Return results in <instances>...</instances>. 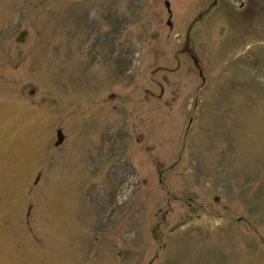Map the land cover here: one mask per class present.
I'll use <instances>...</instances> for the list:
<instances>
[{"label": "rangeland", "instance_id": "374dc122", "mask_svg": "<svg viewBox=\"0 0 264 264\" xmlns=\"http://www.w3.org/2000/svg\"><path fill=\"white\" fill-rule=\"evenodd\" d=\"M167 1L0 0V264H264V0Z\"/></svg>", "mask_w": 264, "mask_h": 264}, {"label": "water", "instance_id": "95a60500", "mask_svg": "<svg viewBox=\"0 0 264 264\" xmlns=\"http://www.w3.org/2000/svg\"><path fill=\"white\" fill-rule=\"evenodd\" d=\"M164 5H165V7H166V10H167V12H168V15H170V9H169L168 1H167V0H164ZM166 23H168V24L170 23V21H169L168 18L166 19ZM24 33H25V30H24V29H21V30L18 32V35L16 36V40H18V41L21 40L22 37H23V34H24ZM55 134H56V138H55V140H54V144H58V143L61 142V140H62V138H63V134H62V132H61V130H60L59 128H57V129L55 130ZM215 197H216V196H215ZM215 197H214V198H215ZM190 218H191L190 216H186V217H184L183 219H180V220L176 221V222L171 226V228H175V227H177V226H180V225L186 223Z\"/></svg>", "mask_w": 264, "mask_h": 264}]
</instances>
